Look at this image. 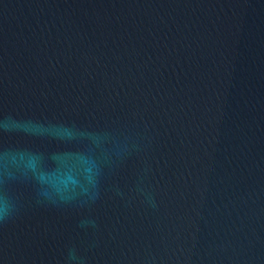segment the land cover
Segmentation results:
<instances>
[{"label": "water", "instance_id": "water-1", "mask_svg": "<svg viewBox=\"0 0 264 264\" xmlns=\"http://www.w3.org/2000/svg\"><path fill=\"white\" fill-rule=\"evenodd\" d=\"M0 195V264H264V0H0Z\"/></svg>", "mask_w": 264, "mask_h": 264}, {"label": "clouds", "instance_id": "clouds-1", "mask_svg": "<svg viewBox=\"0 0 264 264\" xmlns=\"http://www.w3.org/2000/svg\"><path fill=\"white\" fill-rule=\"evenodd\" d=\"M61 138H64L63 133ZM69 138L70 134H69ZM58 166L45 170L37 166L36 157L31 158V170L36 183L40 187V194L53 204L68 203L74 194L82 189L91 193L88 202H94L99 196L97 171L83 154L65 153L55 157ZM137 194L153 206L155 198L144 187L137 188ZM14 218V208L10 198L0 195V223ZM84 225H95V220H85ZM68 264H83L75 249H69Z\"/></svg>", "mask_w": 264, "mask_h": 264}]
</instances>
